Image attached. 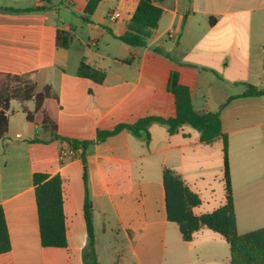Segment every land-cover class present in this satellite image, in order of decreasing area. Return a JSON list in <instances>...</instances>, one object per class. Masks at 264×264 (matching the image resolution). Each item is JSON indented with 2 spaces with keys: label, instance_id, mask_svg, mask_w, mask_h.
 I'll list each match as a JSON object with an SVG mask.
<instances>
[{
  "label": "crops",
  "instance_id": "0c3cea01",
  "mask_svg": "<svg viewBox=\"0 0 264 264\" xmlns=\"http://www.w3.org/2000/svg\"><path fill=\"white\" fill-rule=\"evenodd\" d=\"M80 1L72 27L60 17V0H0V8L19 10H0V73L28 75L38 92L50 86L62 107L58 135L92 142L74 160H62L69 143L51 140L26 119L34 102L11 101L8 133L0 141V206L12 248L0 255V264H84V175L100 264H231L230 245L220 234L204 227L191 241L183 239L179 225L168 220L163 180L170 170L198 196V217L223 207L222 136L206 143L189 124L170 132L158 122L140 134L123 130L102 142L98 133L146 117L174 118L168 83L178 72L194 110L220 114L237 233L263 229L264 96L242 95L250 86L264 90V0H166L145 48L116 39L140 0H117L116 9V0H102L92 23L81 17L89 0ZM33 8L41 11H25ZM114 11L121 13L117 21L109 19ZM60 32L68 37L67 49L58 44ZM83 60L106 73L103 84L78 77ZM37 173L64 180L67 248L41 243Z\"/></svg>",
  "mask_w": 264,
  "mask_h": 264
},
{
  "label": "trees",
  "instance_id": "16d2710c",
  "mask_svg": "<svg viewBox=\"0 0 264 264\" xmlns=\"http://www.w3.org/2000/svg\"><path fill=\"white\" fill-rule=\"evenodd\" d=\"M166 0H140L137 9L127 25L125 34L116 37L119 41L134 48H145L162 19L164 10L161 5ZM102 0H89L83 15L85 23H92L94 15ZM0 10L18 12L15 9L0 8ZM26 12L41 11L40 8L25 10ZM115 37V36H114ZM59 46L67 49L68 37L63 32L58 34ZM78 77L101 85L106 73L90 66L83 60L78 69ZM168 91L176 100V116L170 119L146 117L136 124H121L112 131L98 133V142L105 141L123 130L140 134L155 122L166 124L170 132H175L185 124L191 125L201 134V140L211 143L219 136L224 140V178L226 183V204L212 214L198 217L193 209L200 205V199L191 192L185 184L170 170L164 173V188L166 193V211L168 220L177 223L187 242L201 228H208L220 234L230 245L231 264H264V228L245 235L237 233V221L231 186V174L228 158V140L222 132L219 113H198L192 104L191 91L180 83L178 72H172ZM264 96V90L250 86L242 97ZM234 99V98H231ZM33 101L34 111L25 110L28 122L41 126L49 132L51 140H66L74 149L82 147L85 151L92 142L69 140L61 138L58 133V117L62 109L60 100L52 93L51 87L46 86L38 92L37 84L28 75H10L0 73V141L6 138L9 129L10 103ZM32 143L43 142L34 139ZM46 143V142H44ZM36 188V199L39 216L41 243L47 248H67L66 222L64 214L63 185L60 175L49 178L48 175L37 173L33 177ZM85 200L84 221L89 244L83 254L84 264H100L95 249V229L93 205L89 197L87 177L84 175ZM11 240L6 222L4 209L0 206V255L11 250Z\"/></svg>",
  "mask_w": 264,
  "mask_h": 264
},
{
  "label": "rangeland",
  "instance_id": "374dc122",
  "mask_svg": "<svg viewBox=\"0 0 264 264\" xmlns=\"http://www.w3.org/2000/svg\"><path fill=\"white\" fill-rule=\"evenodd\" d=\"M61 2L58 3V6L60 8V17L64 20L65 25H71L72 27H75V22L79 18L78 10L82 8V4L80 0H60ZM71 1H74L71 3ZM115 2V9L117 8V0ZM103 10V9H102ZM104 9L103 11H105ZM101 11V13L103 12ZM93 28V27H91ZM96 32V31H95ZM97 39H100V36L96 35ZM120 44V43H119ZM103 46V45H102ZM91 50L95 52L96 48L91 47ZM87 50L85 51V53ZM81 54L80 52H76L75 50H72L73 56H78Z\"/></svg>",
  "mask_w": 264,
  "mask_h": 264
},
{
  "label": "built area",
  "instance_id": "2783aa9c",
  "mask_svg": "<svg viewBox=\"0 0 264 264\" xmlns=\"http://www.w3.org/2000/svg\"><path fill=\"white\" fill-rule=\"evenodd\" d=\"M120 18H121V13L116 12V11L112 12L109 15V19L111 21H117ZM82 153H83V148L82 147H78V148L74 149L69 144V146L66 149L62 150L60 157H61L62 160L66 161V162H69V161L74 160L78 156H80Z\"/></svg>",
  "mask_w": 264,
  "mask_h": 264
}]
</instances>
